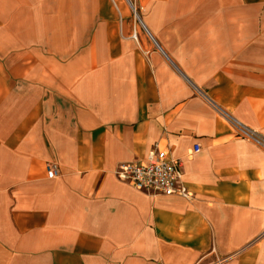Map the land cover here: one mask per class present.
I'll use <instances>...</instances> for the list:
<instances>
[{
  "label": "crops",
  "instance_id": "obj_1",
  "mask_svg": "<svg viewBox=\"0 0 264 264\" xmlns=\"http://www.w3.org/2000/svg\"><path fill=\"white\" fill-rule=\"evenodd\" d=\"M132 3L0 0V264H264V0Z\"/></svg>",
  "mask_w": 264,
  "mask_h": 264
},
{
  "label": "built area",
  "instance_id": "obj_2",
  "mask_svg": "<svg viewBox=\"0 0 264 264\" xmlns=\"http://www.w3.org/2000/svg\"><path fill=\"white\" fill-rule=\"evenodd\" d=\"M126 1L133 15L137 17L132 0ZM227 118L234 124L239 136L256 143H264V138L258 137L256 131L230 115H227ZM199 150V144L194 143L189 154L197 153ZM46 174L50 178L59 175V167L55 161L46 163ZM114 174L119 180L128 182L139 190L165 195L177 194L184 198L191 197V193L182 181L180 159L173 157L166 148H160L158 143H154L145 161L119 163ZM222 261L217 259L213 264H222Z\"/></svg>",
  "mask_w": 264,
  "mask_h": 264
},
{
  "label": "rangeland",
  "instance_id": "obj_3",
  "mask_svg": "<svg viewBox=\"0 0 264 264\" xmlns=\"http://www.w3.org/2000/svg\"><path fill=\"white\" fill-rule=\"evenodd\" d=\"M116 1H120V2L124 3V1H126V0H116ZM126 2H127V1H126ZM136 14H137V12H136ZM132 16H133V18L136 19V17L133 15V13H132ZM137 16H138V14H137Z\"/></svg>",
  "mask_w": 264,
  "mask_h": 264
}]
</instances>
